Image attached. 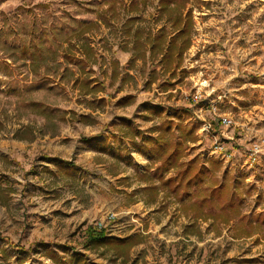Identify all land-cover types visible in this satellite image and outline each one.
Listing matches in <instances>:
<instances>
[{
	"label": "rangeland",
	"instance_id": "obj_1",
	"mask_svg": "<svg viewBox=\"0 0 264 264\" xmlns=\"http://www.w3.org/2000/svg\"><path fill=\"white\" fill-rule=\"evenodd\" d=\"M105 5L104 0H0V264H62L76 252L95 264H264L263 231L234 238L233 221L220 234L208 222L189 232L185 226L192 219L179 213L173 198L147 205L133 193L140 185L134 170L149 163L146 156L131 148L132 162L125 164L108 153L111 147L123 151L128 146L126 139L112 136L120 135L121 120L150 130L160 119L155 110L162 116L179 110L184 122L196 125L197 138L185 159L216 158L211 148L223 142L232 160H220L221 170L242 175L241 186L250 189L242 211H263L264 0H187L184 11H191L193 29L181 66L173 77L160 74L150 84L148 71L160 65L148 58L132 60L123 12L101 23L89 37L97 57L93 76L105 85L98 92L105 102L91 109L72 81H60L59 74H45L43 68L33 73L19 48L39 41L54 45L76 27L73 18L98 20L97 11ZM141 14L154 30L168 24L158 17V0H149ZM111 60L120 72L114 79ZM164 80L172 86L164 89ZM197 92L202 94L198 99ZM126 94L133 99L118 104ZM32 101L66 110L65 119H46ZM81 113L92 117L81 120ZM223 113L230 114L231 125L221 123ZM26 125L35 137H15ZM254 142L262 147L263 162L242 163ZM121 173L128 177L112 176ZM116 196L125 199V207L106 203ZM50 198H57L55 223L49 215L40 217ZM109 212L115 213L113 219H105ZM99 218L106 223L102 228L96 226ZM36 224L52 237L23 241ZM88 226L109 237L141 233L145 238L130 249L127 260L115 258L105 245L87 241Z\"/></svg>",
	"mask_w": 264,
	"mask_h": 264
},
{
	"label": "trees",
	"instance_id": "obj_2",
	"mask_svg": "<svg viewBox=\"0 0 264 264\" xmlns=\"http://www.w3.org/2000/svg\"><path fill=\"white\" fill-rule=\"evenodd\" d=\"M186 1L158 0V17L165 18L168 24H162L154 30L150 21L141 14L149 0H104L106 5L97 11L98 20L73 18L76 27L67 32L58 43L49 46H43L40 41L22 44L19 48L20 57L29 60L33 73H39L43 68L45 74H59L60 81H72V86L84 96L83 101L87 107L96 109L105 102L104 97L98 95V92L104 91L105 85L97 76H93L92 65L96 63L97 57L90 41V32L101 23L109 24L111 19L123 12L125 19L122 29L132 42V60L146 61L148 58L156 60L160 65V70L151 68L148 71L146 82H154L160 74L169 73L173 77L181 66L184 51L190 45L193 29L191 11H184ZM111 64V77L114 79L120 72L116 69L117 61L111 60ZM172 84L170 80H164L161 86L167 89ZM132 99V94H126L118 98L117 103L124 105ZM32 104L48 120L54 117L58 120L65 119L66 110L49 108L41 101H32ZM69 112L75 113L73 110ZM154 112L160 119L150 130H142L127 120H121L120 135L112 134L117 141L126 139L128 144L123 151L117 147L108 150L118 163L132 162L131 148L146 156L149 161L142 170L135 168L134 174L140 185L133 193L140 194L147 205L158 202L160 198H173L178 203L179 213L192 219L185 226L189 232L200 222H208L220 234L221 227L230 225L233 221L236 222L232 234L234 238L264 232V210L252 214L242 211L244 194L250 191L249 188L241 186L244 177L231 176L227 170H221V161L218 158L201 159L199 155H195L185 159L189 143L197 138L196 125L184 122L179 110L166 116H162L158 110ZM89 117H92L90 113L80 114L81 120ZM32 132V127L26 125L18 128L14 134L19 139L31 140L35 137ZM100 149L103 150L104 147L100 146ZM112 173L116 174L118 170H112ZM127 177L124 176L125 179ZM87 232V241L92 246L105 245L115 258L121 257L125 260L129 257L130 249L145 238L141 233L109 237L104 231H98L92 226H88ZM61 263L95 264L88 262L80 252H76L72 258L61 260Z\"/></svg>",
	"mask_w": 264,
	"mask_h": 264
},
{
	"label": "built area",
	"instance_id": "obj_3",
	"mask_svg": "<svg viewBox=\"0 0 264 264\" xmlns=\"http://www.w3.org/2000/svg\"><path fill=\"white\" fill-rule=\"evenodd\" d=\"M201 92H197L195 94V98H200L201 97ZM213 112H215V108L212 107ZM220 121L224 126H229L231 125V123L233 122L232 117L230 116V114H226L223 113L220 116ZM262 147L259 143H252L249 148L245 149V156H244V160L242 163H249V164H253L255 162H263V158L261 157V153H262ZM211 154L214 155L216 158H218L219 160H222L224 162H231L232 158V154H230V152L228 151V149L224 146L223 142L221 141H216L212 148H211ZM244 165V164H243ZM115 217V213L113 212H109L108 214H106L105 219H113ZM106 225V223L104 222V220H102V218L98 219L96 221V226L98 228H102Z\"/></svg>",
	"mask_w": 264,
	"mask_h": 264
},
{
	"label": "crops",
	"instance_id": "obj_4",
	"mask_svg": "<svg viewBox=\"0 0 264 264\" xmlns=\"http://www.w3.org/2000/svg\"><path fill=\"white\" fill-rule=\"evenodd\" d=\"M40 162H43V161H40ZM42 166L43 165H41L40 167H42ZM112 176L113 177H122V176L124 177L125 176V173H121L120 175H112ZM50 196L53 197V194L51 193ZM56 199L57 198H50V199H48V201L45 202V208H44V210H42V211H45V214L46 215L43 214L44 212L41 213V215H40V217H42V216H46L47 217L49 215L50 216V221L52 220L53 223H55L54 221L56 219L55 216H54V214L56 213L55 211H57V204H56V201H55ZM105 200H106V203L107 204L112 203V204H114L116 206V208H119V209H121L122 207H125L126 206L125 205V199L123 197L116 196L115 197V200L112 201V202L110 201L111 199L110 200H107V198H106ZM42 211L40 210L39 212H42ZM72 217H77V216L76 215H72ZM73 219H77V218H73ZM31 228H33V229L31 230V232H29L27 234L26 237H23V239H22L23 241L24 240H28L29 242H31V240H34V239L35 240L41 239V238L47 239V238L52 237V235L49 236L47 234L48 233L47 228L40 229V228H38L37 224H36L35 227H32L31 226ZM54 231H57V228H55ZM23 236H25V235H23Z\"/></svg>",
	"mask_w": 264,
	"mask_h": 264
}]
</instances>
